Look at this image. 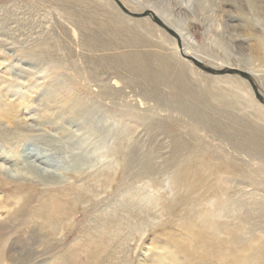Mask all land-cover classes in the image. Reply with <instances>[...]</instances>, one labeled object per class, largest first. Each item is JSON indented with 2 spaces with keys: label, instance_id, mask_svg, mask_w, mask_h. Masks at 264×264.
Segmentation results:
<instances>
[{
  "label": "rangeland",
  "instance_id": "obj_1",
  "mask_svg": "<svg viewBox=\"0 0 264 264\" xmlns=\"http://www.w3.org/2000/svg\"><path fill=\"white\" fill-rule=\"evenodd\" d=\"M107 1L112 8L105 6L104 0H0V99L3 103L0 104V112L7 114L6 119L9 116L14 120H23L28 124L43 127L39 124H43L42 116L52 113L51 107L55 105L45 102L48 100L44 97L49 98L48 94L54 93L65 96V99L59 97L56 100L58 109L54 112L60 113L61 107H66L63 105L67 100L80 97L78 99L84 105H91L96 110V116L98 115L90 116L95 118L96 125L82 117L80 128H71L67 132L63 128L58 129L56 125L53 128L45 127L49 135L53 134L57 138L60 136L71 143L78 140L76 143L81 145L80 148L95 153L96 162L87 175H81L80 178L68 175L65 184L49 186L50 190L48 187L45 190L43 186H30L27 183V190L21 193L16 192L8 181L0 178V264H68V260L76 262L74 264H253L249 249L241 250L227 244L225 250L223 249L227 253H223L215 245L200 241L199 232H191L199 220L194 217V210L191 211L180 203L185 190H173L169 181L170 173L164 166L173 153L174 137L183 136L189 140L188 131L181 129V133L175 132L165 108L161 111L156 109L155 100L161 95L144 101L137 90L138 96H133L134 100L128 103L130 106L136 105L138 112L149 118L139 119L133 116L122 119V100L103 101L96 90L106 85L125 89L129 74L112 60H117L118 56L122 58L123 53L148 60L156 69L161 67V58L167 56L173 60L182 59L188 64V67L182 66L180 71L188 72L191 80L198 81L195 86L199 93H202L204 85L201 83V77L213 81L230 77L229 79L233 80L229 83L235 85L236 90L239 82H245L252 93L253 101L264 109V0H204L205 10L200 7L202 0H192L191 3L187 0ZM116 13L124 17L125 28L131 30L133 26L137 27L142 37L149 42L141 38L139 45L131 43V46H122L123 41L135 43V37L130 31L119 34L115 30ZM159 21L180 35L185 54L197 58L204 66L215 70L236 69L246 72L253 84L240 74H210L197 68L194 63L181 56L177 39ZM171 22L181 27L186 35V42L183 33ZM249 22L253 24L249 25ZM149 28L154 31L150 32ZM104 44L106 48H102ZM108 57L111 58L110 66L113 71H104L101 68ZM173 62L174 68L180 66ZM251 69L258 71V74ZM95 73L98 76H95ZM91 75H94L91 80L95 83L89 80ZM211 83L213 88L207 95L210 104L218 106L220 99H232L231 93L217 89L229 88V83ZM68 86L74 89L70 90ZM161 88L163 96L172 94L166 86ZM131 91L132 89L126 87L130 96L133 95ZM240 92L243 98L244 95L247 96L241 90ZM245 98L238 112L243 114L240 108L245 112L254 130H257L256 133L264 139V111L253 106L251 108ZM74 108L77 107L73 106ZM105 109L108 111L104 118L107 123L104 124L108 127L110 125L109 137L100 132L103 122L97 124L98 117L106 112ZM172 111L174 117L182 119L188 126L195 124L190 121L186 111H180V106H174ZM227 116H231V113ZM6 119H0V128L8 131L5 128L8 126ZM126 121L133 126L130 133L136 130L127 138L122 135ZM65 124L67 123H62ZM69 132H73V135H69ZM9 137L11 134L8 139ZM2 139L0 134V154L10 157L6 162H1L0 158V164L5 168L17 169L21 166L25 169L28 166L23 165L25 159L23 160L11 146L2 142ZM206 139L209 140L208 137ZM213 143L220 145L226 154L237 157L240 160L238 164L257 180L256 184L243 180L239 181L238 185L234 182L228 187L235 189L236 201L248 203L251 207L254 202H261L262 211L259 206H255L254 210H258L259 217L264 220V171H257L264 169V157L246 154L250 151L247 145L236 153L227 142L222 145L219 141ZM160 148L162 150L158 152L157 157L150 161L147 158L148 151H157ZM14 164L20 165L16 167ZM211 165H203V170L209 173L210 180L206 182L208 185L204 184V190L193 196L195 199H201L212 185ZM63 166L47 168H63L62 170L68 171ZM86 168L88 169V165ZM94 174L96 180L91 182L90 176H95ZM107 175L110 182L102 185L100 179ZM225 179L230 181V175ZM222 183H219V186ZM92 184H95L92 189L97 194L95 204L90 205L80 200L72 226L62 227L65 236L62 235L58 241L49 240V243L40 245L35 241L33 244L30 239L31 227L46 226L35 221L34 212L39 205L38 200L43 198L70 202L76 196L74 192L69 193L71 186L79 187L82 194ZM193 193L194 191L190 197ZM29 198H32L31 202L27 201ZM24 203L27 205L19 211ZM230 216L232 217L228 221L237 224L235 213H230ZM191 222L193 227L190 226ZM245 233L246 231L243 232L244 236L254 240V232L246 235ZM31 247L33 252L27 250Z\"/></svg>",
  "mask_w": 264,
  "mask_h": 264
},
{
  "label": "bare ground",
  "instance_id": "obj_2",
  "mask_svg": "<svg viewBox=\"0 0 264 264\" xmlns=\"http://www.w3.org/2000/svg\"><path fill=\"white\" fill-rule=\"evenodd\" d=\"M191 1L192 0H187L188 3H191ZM201 3H202L200 4L201 9L205 10V5H204L205 1L202 0ZM103 4L105 6L108 5V7L112 8V6L107 0H104ZM123 19L124 17L122 18L121 15H119V13H116V19H114L115 20L114 23L116 24L115 30H117L119 34L124 31L125 32L130 31L132 34H134L135 38L133 41H135V43L131 41H123L122 46H131V43L132 45L133 44L139 45V42L141 41L139 39L141 38L144 39L145 42H149L144 37H142L137 27L134 28L133 26L131 30L129 28L128 29L125 28L124 27L125 24L123 25L124 22ZM131 23L135 25L133 21ZM248 24L250 25L253 23L249 22ZM145 25L146 24H144V27ZM174 25L178 28L179 31L182 32L181 27H179L176 24ZM151 31L154 30L150 29V32ZM143 32L144 30L142 28V33ZM145 34L147 36V33ZM149 36L151 35L149 34ZM159 36L161 37V35ZM184 39L186 42L187 41L186 35H184ZM106 45L102 46V48H106L107 47ZM262 49L264 50V46H262ZM40 56L42 55L40 54ZM150 57H152V55ZM110 59L111 58L108 57V59L106 60L107 62L102 64L101 68L104 71H109L112 69V67L110 66V64L112 63ZM161 59H162L161 67L157 69L155 68V65H152V63L148 62V60L145 59L141 60L140 58L132 56L128 53H123L122 58L118 56L117 60L112 59L114 60V62L117 64L118 67L120 66L123 70L126 71V73L129 74V80L128 82H126L127 86H125L126 84L124 85L125 89H117L118 87L112 88L107 85L101 89L96 88L97 89L96 92H98L99 98L103 101L109 100L110 102H113L116 99H121L124 107V113L122 112L121 114L122 119L127 117L131 118L133 116H137L139 119H147L149 117L146 118L144 114L139 113L138 112L139 110L136 107V105L130 106L128 102L134 100V98H132L133 96H138L136 92L137 90H139V95L142 99H144V101L151 100L152 97L161 95L160 97H158L157 100H155L157 106L156 109H159L161 111V109L165 108L164 110L169 113L168 118L172 122V125L174 126L173 130L175 132L181 133V129L183 131L186 130L188 131L187 136L189 137V140H186L183 136L174 137L173 153L170 156V158L166 160L164 166L168 168L167 172L170 173L169 181L173 190L175 191L176 189H179L180 191L183 189L185 190L183 192L184 194H182L180 203L183 204L182 206H186V208L189 207L191 211L194 210L195 211L194 217L196 218V220L197 219L199 220V222H197L194 225V229L191 230V232H193L194 234L199 232L198 239L200 241H204L209 244L211 243L212 245H215L216 248L220 250V252H223L225 250L227 244L231 245V247L233 248L234 247L241 248V250L247 248L252 254L251 258L253 264H264V220H262L259 217L260 216L259 211L254 210L255 206H259L260 211H262L263 207L260 206L261 202L260 203L254 202L253 207H251L248 203L236 201L234 199V194H236V191H234L235 189H233L232 187L231 188L228 187L229 184L232 185L234 182H236L238 185V182L243 180L256 184L257 180L251 173L245 171L243 167L238 164L240 160L237 157L226 154V152L224 151L223 148H221L220 145L218 144L216 145L213 143L219 141V143L222 145L224 142H227L231 145L232 149L236 153H238L241 150V148L244 147V145H247L250 148V151L246 152V154L249 155L255 154L256 156L260 155L264 157V139L261 138L258 133H256L257 130H254L245 112H243L241 108L240 110L243 114H240V112H238L242 100L245 97H246L245 99L251 105V108L253 107H255V109L259 108L262 111H264V109L259 107L256 104V102L253 101L252 93L250 92L247 84L243 81L239 82V87L236 90L235 85L229 83L231 82V80H233V79H229L230 77L226 79L225 78L215 79L214 81L206 77H201L200 78L201 83H203L204 85L201 90L202 93H199L195 86V83L198 81L195 82L191 80L188 72L186 71L182 72V70L180 71V68L182 69V66L188 67L187 63L183 62L182 59L173 60L172 58L167 56H163ZM173 61H175L176 65L178 64L180 66L178 68L177 67L174 68L172 66V65L175 66V64H173L174 63ZM252 71L258 74L257 73L258 71L255 70ZM113 73L115 74V72ZM94 75L89 76L90 81H92L91 78H94ZM95 76H98V74H96ZM259 79L262 78L259 77ZM57 81L59 80L57 79ZM57 81L56 83H58L59 85L60 82ZM92 82H94V80ZM211 82L229 83L230 84L229 88L225 89V87H217V89L219 91H226L231 93L232 99L231 100L227 98L220 99L217 103L218 106L215 105L213 106V104H210L207 95L211 93L212 91L211 89L213 88L210 85L212 84ZM163 86L169 88L168 90H171L172 94L169 96H163L161 92L162 89L161 87ZM126 87L132 89L131 93L133 95L130 96L126 92ZM72 88L74 89V87L71 88L69 87L70 90H73ZM240 90L246 93L247 96L244 95L245 97L243 98L239 94ZM48 96L50 99L47 96H45L44 98L48 100L45 102L54 103L55 105L51 107L53 110L52 113L48 115L44 114L42 116L43 124L42 123L39 124H41L43 127H37L36 125L34 126L28 124L23 120H16V119L14 120L9 116L6 119L7 114L0 112V119L8 120V126L5 127L8 129V131L1 130L0 128L1 139L3 138L2 142L11 146L12 149L23 158V160L25 159L23 165L25 164L28 165L26 166L25 169L21 166H19L17 169L16 168L12 169V168H5L3 165L0 164V178L6 180L5 182L8 181L7 183H9V185L11 184V187H13L18 193L27 190L26 187L27 183L30 186L33 185L38 187L43 186L45 190L48 187L47 189L50 190L49 186H60L62 184H65L67 182V178L69 177L68 175L77 176V178H80V176L84 174L87 175V173L91 171V169L94 167V162H96L95 153L90 152L89 150H84L82 149L83 147L80 148L81 145L79 146V143H76L78 141L76 138H72L74 139V141L75 139L77 141L71 143L69 142L68 139L63 140L60 136L57 138L53 134L49 135L45 130V127L47 126L49 128H53L57 126L59 127L58 129L61 130V128H63L65 129L66 132L67 130L70 131L71 128H76V127L80 128V126L82 125L80 124L82 123L81 122L82 117L83 119L87 118L92 125H96L95 124L96 121H94L95 118L90 117V116L93 117L98 116V115L96 116L95 113L96 110H94V108L89 104L84 105L80 101V99H78L80 97L78 98L75 97L73 100L70 101L67 100V102H65V104L63 105L66 107L65 108L61 107L62 110L60 109L61 110L60 113H57L54 112L56 109H58L56 100L59 97H61V99H65L64 98L65 96L63 97L61 94H54V93H50L48 94ZM0 104H3L1 99H0ZM131 104L133 105V103ZM73 106H76L77 108L73 109ZM174 106L176 107L180 106V111H186V115H188L190 121L195 124L193 125L191 124L190 126H188L182 119H177L176 117H174L172 111L174 110ZM104 111L106 112L98 117L97 124L99 122L100 123L103 122L102 123L103 127L101 128V130L100 129L99 130L102 134H105L107 137H109L111 135L110 125L108 127L107 124H104V122L107 123V121H105L104 118L106 117L108 110L105 109ZM228 113H231V116H227ZM151 120L149 119V121ZM62 123H67V124L62 125ZM132 129L133 126L127 124L126 121L122 135H124L125 138L129 137V135L131 136L133 133L136 132L135 130V132L130 133ZM72 133L73 132H69V135L70 134L73 135ZM9 134H11V137H9L8 139ZM207 137L209 138V140L206 139ZM22 143H27V144H22ZM161 150H162L161 148L157 149V151L150 149L148 151L147 158H149L150 161L154 160L157 157L158 152H160ZM5 156L6 157H3L0 154V158L2 160L1 162L7 160L10 157V156L8 157V155ZM207 164H209V167L212 164L211 165L213 171L211 172L212 183L210 182L212 185L206 191V193L202 195L201 199H195V197L193 196H195L196 193L204 190V184L210 180L209 173H207V171L204 172L203 170L204 166H207ZM14 165L17 167L20 164H14ZM62 165H64L63 167L66 168L68 171L62 170L63 169L62 167H61L62 169L59 170H50L47 168V167L53 168V166L55 167ZM87 165H88V169L86 168ZM258 170L264 171L263 168L257 169V171ZM242 173L244 176L242 175ZM94 175L95 176L93 175L90 176L91 182L92 180H96V178H94L96 177V174ZM229 175L231 179L230 181L225 179L226 176L229 177ZM100 182L102 183V185L109 183L110 182L109 175L105 176L103 179H100ZM221 182L223 183L222 185L219 186V183ZM206 185L208 184L206 183ZM92 188H95V184H92L88 189L84 190V193L81 194V190L79 187L71 186L69 188V193L74 192L76 196L74 199H71L70 202H58L56 200L50 201L43 198L41 200H38L39 205L34 212L35 221H39L40 224L44 223L46 226L41 227V226L33 225L31 227V225L29 226L27 224L29 227L32 228L31 234L29 233L31 235L30 239L32 240V243L35 244L38 241L39 245L45 244L49 240L51 242L54 240L58 241L57 239H60L62 235L65 236V232L62 231V227L64 225L70 226L72 222L75 221L76 213L78 212V209L80 207L79 204L80 200H83L84 203H88L90 205L95 204L94 200L97 194L93 191ZM193 191L194 193L192 194V197H190V194ZM187 194L189 196H185ZM51 197L53 198V196ZM64 197L65 198L67 197L66 194L64 195ZM183 198L184 200H182ZM27 201L31 202L32 198L31 199L29 198V200ZM26 203L20 206L21 209L19 208V211L20 210L22 211V209L27 205ZM174 204L177 203L174 202ZM203 209H205L204 210L205 212H203ZM232 212L235 213L238 219L237 224H232L231 222L228 221V219H231L232 217L230 216V213ZM186 224L188 225V223ZM191 224L193 225L192 222L190 223V226H192ZM247 225H249V228H247ZM244 231H246L245 235L252 234V232H254L255 233L254 240L251 241V239L244 236L243 235ZM89 242L87 241V243ZM175 242L176 244L178 243L177 241ZM197 244H199V242ZM29 248L27 250L32 252L34 251L32 249L33 247H31V249ZM237 252H239V250ZM199 254L201 255L200 249H199ZM227 256H229V252ZM74 263L68 260V264H74Z\"/></svg>",
  "mask_w": 264,
  "mask_h": 264
},
{
  "label": "water",
  "instance_id": "obj_3",
  "mask_svg": "<svg viewBox=\"0 0 264 264\" xmlns=\"http://www.w3.org/2000/svg\"><path fill=\"white\" fill-rule=\"evenodd\" d=\"M159 23L161 25H163L178 41V47H179V51L181 53V56L184 59H187L189 61H191L192 63H194L197 68H199L202 71H205L207 73L210 74H219V75H234V74H240L242 77H244L245 79L249 80L251 84H253V82L251 81L250 75L246 72L240 71V70H236V69H228V70H215L213 68L210 67H206L204 66V64L202 62H200L197 58L187 55L184 53L183 50V44H182V38L180 37V35H178L176 32H174L172 29L168 28L167 26H165L162 22L159 21Z\"/></svg>",
  "mask_w": 264,
  "mask_h": 264
}]
</instances>
